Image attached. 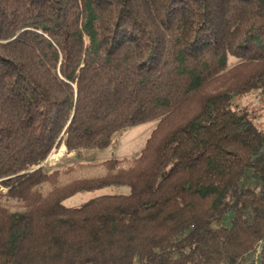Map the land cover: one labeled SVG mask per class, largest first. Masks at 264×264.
I'll use <instances>...</instances> for the list:
<instances>
[{
	"label": "trees",
	"instance_id": "1",
	"mask_svg": "<svg viewBox=\"0 0 264 264\" xmlns=\"http://www.w3.org/2000/svg\"><path fill=\"white\" fill-rule=\"evenodd\" d=\"M253 91L264 0H0V264H264Z\"/></svg>",
	"mask_w": 264,
	"mask_h": 264
},
{
	"label": "rangeland",
	"instance_id": "2",
	"mask_svg": "<svg viewBox=\"0 0 264 264\" xmlns=\"http://www.w3.org/2000/svg\"><path fill=\"white\" fill-rule=\"evenodd\" d=\"M238 101L240 105L246 106L252 111L258 125L264 128V92L261 93L260 91H253ZM156 124V120L149 121L125 131L118 132L112 145L108 149L88 155L84 158V162L95 163L111 157L123 158L139 156ZM71 162H78V160L73 154H67L66 149L61 147L60 149L53 151L47 159L45 167H61ZM0 189L5 190L2 187H0ZM127 191L128 189L126 187H107L92 191H83L67 198L64 201V204L66 206L75 207L97 195L117 192L126 193Z\"/></svg>",
	"mask_w": 264,
	"mask_h": 264
},
{
	"label": "built area",
	"instance_id": "3",
	"mask_svg": "<svg viewBox=\"0 0 264 264\" xmlns=\"http://www.w3.org/2000/svg\"><path fill=\"white\" fill-rule=\"evenodd\" d=\"M47 161V160H46ZM46 161L42 164V165H44L45 166V163H46Z\"/></svg>",
	"mask_w": 264,
	"mask_h": 264
}]
</instances>
